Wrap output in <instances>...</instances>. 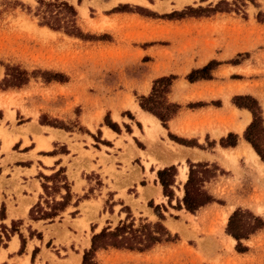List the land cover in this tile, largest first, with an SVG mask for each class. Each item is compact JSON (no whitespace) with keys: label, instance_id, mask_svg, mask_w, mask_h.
<instances>
[{"label":"rangeland","instance_id":"1","mask_svg":"<svg viewBox=\"0 0 264 264\" xmlns=\"http://www.w3.org/2000/svg\"><path fill=\"white\" fill-rule=\"evenodd\" d=\"M60 1L74 7L77 12V27L82 34L94 36L95 39H82L41 26V16L48 8L40 5L38 0H0V81L5 77L7 65L19 66L30 76L28 84L21 89H10L14 92L7 95L6 101L19 91H23L26 98L40 101L61 98L55 102L61 107L62 99L73 101L70 113L66 112L70 116L66 121L51 118L44 113L39 117L42 125L66 131L84 130L80 127L79 119L82 109L76 106L79 98H117L122 92H127L139 104L138 97L143 96L140 95V88L146 84V74L151 63L156 71L161 63L164 69L174 72L170 75L186 79L192 70H196L194 65L206 63V66L210 61H215L218 65L211 73L212 78L226 82V86L220 85L218 88L220 97L228 95L229 91L231 98H234V92L250 93L241 96L264 98V20L258 21V18H264L258 17L259 13L264 14V0H130L114 7L110 5L112 0H82L80 3L77 0ZM221 1L228 3L233 10H236L232 4L234 2L244 6H240V10L237 9L236 12H221L209 17H187L177 22L158 18L181 12L187 7L196 9L215 6ZM85 2L87 15L82 17L80 7ZM124 5L141 16L152 15L160 20L148 23L141 20L118 21L111 11ZM137 7L141 9L135 10ZM226 8L227 5H220V9ZM187 70L190 71L186 72ZM61 76H64V82L46 80ZM1 96L0 103L3 100ZM22 122V118L18 117V123ZM104 122L112 124L108 115ZM0 136L5 143L6 136L1 130ZM93 138L95 142L100 141L95 135ZM246 163L235 167L234 183L231 184V190L238 187L241 194L231 191L230 197L223 195L226 187L222 184L229 173L214 164L221 173L218 172L216 178L206 184V190L215 199V209L201 215L194 213L192 216L184 209H172L167 198L162 194L159 196L153 186L150 189L139 187V200L124 193L116 198L112 192L104 189L105 184L100 175H87L91 187L86 197L91 194L95 196L94 191L100 190L103 195V214L98 223L101 230L105 227L114 228L130 214L137 224L139 218L156 222L158 217L154 207L163 205L164 208L160 209L164 216L163 225L172 236L178 237L175 243L160 244L144 253L101 250L95 254V264H264V228L242 241L246 247L243 253L236 251V241L232 244L233 238L226 233L229 217L227 219L222 207L228 205L227 196L235 203L243 198L248 199L246 206H239L233 211L231 207V214L236 209H241L264 221V194L254 195V182H257L258 173ZM184 168L187 166L179 168L180 176ZM180 176L177 177V191L174 190L177 198L183 195L179 190H183L185 184ZM54 183L56 185L51 191L47 189L46 194L58 191L56 180ZM143 183L146 185V182ZM143 190L147 196L149 192L156 194V202L153 199L145 202L147 197L141 199ZM132 191L134 190L131 189L130 192ZM161 198L162 202L158 203ZM175 205L176 201H173L172 206ZM82 223L85 233L81 227L78 236L73 237V245L62 248L63 250L84 252L90 248L95 225H91L89 229L85 222ZM170 224L174 226V230L170 228ZM88 240L90 245L85 248ZM58 255L62 256V253Z\"/></svg>","mask_w":264,"mask_h":264},{"label":"crops","instance_id":"2","mask_svg":"<svg viewBox=\"0 0 264 264\" xmlns=\"http://www.w3.org/2000/svg\"><path fill=\"white\" fill-rule=\"evenodd\" d=\"M120 3L127 2L119 1L111 7ZM112 15L118 21L141 20L148 23L160 20L141 16L136 12H116ZM151 64L146 74V84L140 88V95L143 96L150 94L153 80L174 73L164 69L161 63L156 71ZM205 64H196L193 68H201ZM213 74L217 75L215 72ZM220 85L226 86V82L215 77L193 83L178 77L173 82L168 100L178 104L180 110L168 122L167 128H164L155 116L143 111L136 99L130 98L131 95L127 92H122L117 98H79L76 106L82 109L79 119L80 127L84 130L76 131H66L39 123V117L44 113L51 118L66 121V118L70 117L66 112L70 113L73 101L62 99L61 107L55 103L61 98L40 101L26 98L23 91L15 92L12 98L6 101L7 95L14 91H0L3 98L0 103V130L6 136L5 143L0 136V213L2 209L4 211L3 217L0 216V264H81L82 251H66L62 248L73 245V237L78 236L79 230L83 228L82 221L89 229L91 225H95V233L101 230L98 223L103 214L102 192L94 191L95 196L91 194L86 197L91 187L86 177L92 173L103 178L104 189L112 192L114 197L119 198L124 193L134 200H139V187L150 189L153 186L154 191L164 197L161 186L158 188L157 170L176 166V185L177 177L180 176L179 168L187 166L182 169V174L186 171L188 176V162L216 164L229 173V177L224 179L226 182L222 181L226 187L223 195L230 197L231 191L241 194L238 187L231 190V184L234 183L235 167L247 162L243 152L249 148L256 154L243 138L247 126L252 121V115L248 110L232 104L229 91L228 95L220 97ZM241 95L250 93L233 94L234 97ZM255 99L260 104L264 120V98ZM106 115L112 124L116 125V129L105 124ZM18 117L22 118V123H18ZM145 117L153 118L157 123L156 128L144 124L142 119ZM246 121L248 123L245 127L238 130ZM147 129L154 131L148 133ZM230 133L238 138L236 146L221 147L219 141ZM93 135L100 141L95 142ZM169 135L185 141L186 144L172 140ZM127 166L131 168L128 169ZM61 169L69 187L68 205L53 221L31 219L30 210L38 203L45 206L46 202L52 204L63 201L67 194L63 180L57 183L58 191L49 195L43 188L45 185L48 190H52L56 184L51 177ZM41 175L49 180H45ZM256 181L254 195H263L264 181L259 179L258 174ZM142 182H146V185H141ZM131 189L134 191L130 192ZM173 189L177 191L176 186ZM179 191L183 193V190ZM228 196V205L222 207L226 211L227 219L235 208L246 206L248 203L247 198L235 203L232 199L229 200ZM141 199H146L145 202L153 199L156 202L158 197L150 192L147 196L143 190ZM162 199H159L158 203H161ZM214 204L199 209L196 214L212 211L215 209ZM231 207L233 209L230 212ZM46 208L45 206L44 209ZM13 224H16L17 230L14 233L11 232ZM30 232L35 235L31 237ZM36 234H40V237ZM21 237L25 239L23 249ZM231 240L232 244L235 243V240ZM89 245L90 240L85 248ZM60 252L62 256L58 255Z\"/></svg>","mask_w":264,"mask_h":264},{"label":"trees","instance_id":"3","mask_svg":"<svg viewBox=\"0 0 264 264\" xmlns=\"http://www.w3.org/2000/svg\"><path fill=\"white\" fill-rule=\"evenodd\" d=\"M77 1L80 3L82 0ZM38 3L48 8V11L46 10L43 13V16H41V26H46L53 31H63L67 35L82 39H95L94 36L82 34L76 25L77 12L74 7L69 5L67 2L53 0V2L44 3L42 0H38ZM221 4L227 5L228 8L225 10L220 9ZM232 4L236 7V10L231 9L228 3L221 1L215 6L209 5L206 8L198 7L196 9L187 7L181 12L161 15L158 18L181 20L187 17H209L221 12H236L240 10V6H244L243 4H238V2H234ZM140 9L141 8L138 7L135 8V10ZM111 12L134 11L128 5H124L114 8ZM262 16H264V14H258V17ZM150 17H152V15H150ZM263 20L264 18H261L260 20L258 18V21L260 22ZM217 65V62L210 61L203 68L192 70L186 76V80L190 83L200 80H210L212 79L211 73ZM177 78L178 77L175 75L157 78L153 81L150 94L148 96L138 97L140 108L143 111L155 116L164 128H167L168 122L174 118L180 110V106L178 104L172 103L168 100V94L170 93L173 82ZM29 79L30 76L28 72L22 70L19 66L7 65L5 77L0 81V91L21 89L23 86L28 84ZM46 80H56L58 82L65 81L64 76H61V78L52 77ZM232 104L238 108L246 109L251 113L252 121L247 126L243 134V138L251 145L261 161L264 162V125L262 110L259 102L251 96H236L232 98ZM106 125L112 129H116L115 124L106 123ZM169 137L176 142L186 144L185 141L177 139L172 135H169ZM237 139L236 135L230 133L226 138H222L219 141V144L221 147H234L237 144ZM63 172L64 171L61 169L54 174L53 177H51L53 180H56L57 183H60L61 180L65 182L64 188L66 189L67 194L63 201L53 202L52 204L46 202V209L42 208L40 203H38L30 210L29 215L31 219H49L53 221L61 212L64 211L70 201V194L66 178L65 176H62ZM218 172L221 173V170H219L214 164L188 162V176L185 184L183 185V196L181 199L175 196L173 189L176 186V166H169L157 170L156 177L162 188V193L164 197L167 198L168 204L172 209H184L186 212L194 214L199 209L215 202L214 197L206 190V184L216 178ZM41 177L43 176L41 175ZM43 178L45 180H49V178ZM141 185H144V183L142 182ZM43 188L45 191L47 190V186L44 185ZM173 201H176L175 206H172ZM161 208H164V206L154 207L158 217L156 222H149L146 219L139 218L137 224L135 218L130 214L127 215L124 220L120 221L114 228L105 227L100 232L93 234L91 237L90 248L88 250H84L83 252L81 264H95V254L101 250L116 249L144 253L160 244L175 243L178 240V237L177 235L172 236L169 230L163 225L164 216L160 213ZM3 212L4 211L2 209L0 213L1 217H3ZM263 228L264 221L260 217L253 215L251 212L236 209L229 216L226 233L236 241V251L243 253L246 251V247L243 246L242 241L249 239L251 235ZM15 231L17 230L13 224L11 232L14 233ZM34 235V232H30L31 237ZM36 235L40 237V234ZM21 241L23 249L25 239L21 237ZM1 244L2 240L0 236V245Z\"/></svg>","mask_w":264,"mask_h":264},{"label":"bare ground","instance_id":"4","mask_svg":"<svg viewBox=\"0 0 264 264\" xmlns=\"http://www.w3.org/2000/svg\"><path fill=\"white\" fill-rule=\"evenodd\" d=\"M118 1L119 0H112V2H111L110 5H114ZM121 1H125L126 2V1H130V0H120V2ZM134 1H138V0H133V2ZM80 13H81L82 17L83 16L86 17V15H87V2H85L84 5L82 7H80ZM142 120H143L144 124H146V125L150 124L153 127V129L156 128V124L157 123H156V121L153 118L145 117ZM246 123H248V121H246L242 125H240L238 127L239 128L238 130H242L245 127ZM153 129H150V130L147 129L148 133H150ZM242 155L246 157L247 162H248V166L251 167L253 170H255L256 173H258V175L260 176L261 180L264 181V163L260 160L259 156L256 155L252 151V149H249V148H247L245 150V152H243ZM228 156H230V155H228ZM185 172L181 175V180H183V182H186V180H187V176H186V173ZM259 210H261V209H259ZM170 228H172L174 230V227L171 226V225H170Z\"/></svg>","mask_w":264,"mask_h":264}]
</instances>
